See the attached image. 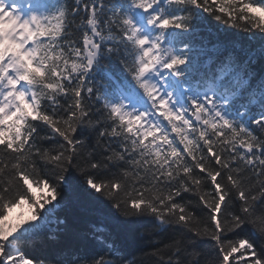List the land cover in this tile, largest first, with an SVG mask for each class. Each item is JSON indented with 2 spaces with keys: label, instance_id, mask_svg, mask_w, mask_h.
Masks as SVG:
<instances>
[{
  "label": "snow or ice",
  "instance_id": "6c2138e0",
  "mask_svg": "<svg viewBox=\"0 0 264 264\" xmlns=\"http://www.w3.org/2000/svg\"><path fill=\"white\" fill-rule=\"evenodd\" d=\"M0 264H264V0H0Z\"/></svg>",
  "mask_w": 264,
  "mask_h": 264
},
{
  "label": "trees",
  "instance_id": "16d2710c",
  "mask_svg": "<svg viewBox=\"0 0 264 264\" xmlns=\"http://www.w3.org/2000/svg\"><path fill=\"white\" fill-rule=\"evenodd\" d=\"M209 32L212 33V36L209 37L210 40H212V43H208V40H206V51L208 53L207 57H204L205 60L207 59H215L216 56H218L220 54V52L223 50V46L219 43V41L217 40V37L224 35V29L223 27H221V29L219 30V32H217L214 28H209L208 29ZM241 40V38L238 36L237 37V47L239 48L241 46V44L239 43V41ZM244 49L247 52V50L250 48L252 49L251 52V56H252V63L253 65H258L259 62V53H260V45H259V41L258 39H253L250 42H244L243 43ZM39 192V189H37ZM39 194V193H37ZM129 245L134 246L135 245V241L132 239V237H129L128 240ZM44 249H41L39 246L36 249L37 254H41L42 252H44Z\"/></svg>",
  "mask_w": 264,
  "mask_h": 264
},
{
  "label": "rangeland",
  "instance_id": "374dc122",
  "mask_svg": "<svg viewBox=\"0 0 264 264\" xmlns=\"http://www.w3.org/2000/svg\"><path fill=\"white\" fill-rule=\"evenodd\" d=\"M34 191H36L37 193H39L38 190H37L36 188H34ZM21 213L25 214V217H26L27 215H30V211H29L27 205H24L23 207H20V208L14 209L13 212H12V218H17V217H19Z\"/></svg>",
  "mask_w": 264,
  "mask_h": 264
}]
</instances>
